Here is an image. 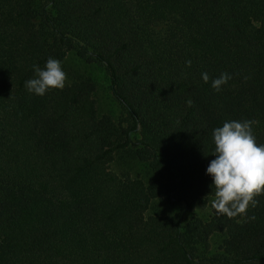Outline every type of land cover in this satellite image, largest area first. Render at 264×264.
I'll return each instance as SVG.
<instances>
[{
  "label": "trees",
  "instance_id": "trees-1",
  "mask_svg": "<svg viewBox=\"0 0 264 264\" xmlns=\"http://www.w3.org/2000/svg\"><path fill=\"white\" fill-rule=\"evenodd\" d=\"M69 53L104 69L121 120L88 78L26 90ZM226 121L264 144V0H0V264H264V196L245 218L212 207Z\"/></svg>",
  "mask_w": 264,
  "mask_h": 264
},
{
  "label": "clouds",
  "instance_id": "clouds-1",
  "mask_svg": "<svg viewBox=\"0 0 264 264\" xmlns=\"http://www.w3.org/2000/svg\"><path fill=\"white\" fill-rule=\"evenodd\" d=\"M188 63L190 65V61ZM32 70L34 77L24 85L30 94L42 97L66 86L67 73L57 59L49 57L43 67L34 64ZM201 78L208 83L207 73H202ZM228 79L230 77L222 73L211 86L219 91ZM253 123L226 121L212 132L215 147L211 155L215 158L209 161L205 175L211 179L212 207L217 214L229 218L247 217L248 209L256 208L257 198L264 196V144L257 143Z\"/></svg>",
  "mask_w": 264,
  "mask_h": 264
},
{
  "label": "rangeland",
  "instance_id": "rangeland-1",
  "mask_svg": "<svg viewBox=\"0 0 264 264\" xmlns=\"http://www.w3.org/2000/svg\"><path fill=\"white\" fill-rule=\"evenodd\" d=\"M63 70L67 73V83L79 78H88L95 83L94 99L97 112L99 114H107L113 120H121L124 116L122 108L119 106L117 101L110 94L108 89V77L102 67H99L93 63H86L79 59L73 53H69L65 60L62 62ZM126 155V154H125ZM110 169L117 173H127L129 176L134 177L136 175H143L146 177V167L144 165L132 160L129 157L118 156L116 160L110 164ZM157 210L163 213L174 211L170 206H166L164 202L157 203ZM203 213L202 215L208 214V209L198 210ZM215 237H221L217 235ZM220 238H217V242Z\"/></svg>",
  "mask_w": 264,
  "mask_h": 264
}]
</instances>
